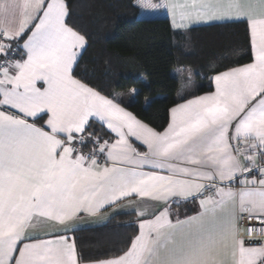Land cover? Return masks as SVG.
<instances>
[{
    "label": "snow or ice",
    "instance_id": "snow-or-ice-1",
    "mask_svg": "<svg viewBox=\"0 0 264 264\" xmlns=\"http://www.w3.org/2000/svg\"><path fill=\"white\" fill-rule=\"evenodd\" d=\"M141 6L166 12L173 30L245 23L254 53L215 75L214 91L172 107L162 132L74 77L86 37L66 23V0H0V264H84L76 221L115 215L125 200L137 233L87 264H264L256 229L241 235L245 217L264 224V0ZM41 114L45 127L29 122ZM90 120L115 139L101 143ZM89 141L97 147L85 154ZM178 200L199 210L174 218ZM45 222L60 227L33 231Z\"/></svg>",
    "mask_w": 264,
    "mask_h": 264
},
{
    "label": "trees",
    "instance_id": "trees-1",
    "mask_svg": "<svg viewBox=\"0 0 264 264\" xmlns=\"http://www.w3.org/2000/svg\"><path fill=\"white\" fill-rule=\"evenodd\" d=\"M66 2L67 23L86 37L73 75L110 98L134 88V100L125 106L157 130L167 126L170 109L178 102L174 66H191L200 83L196 93H203L212 90V75L253 60L245 23L173 30L166 12L142 7L137 0ZM150 3L160 4L162 0ZM188 37L192 47L186 51L183 45L189 42ZM88 131L100 142L112 138L97 121L90 122ZM96 147L91 141L83 145L88 151ZM133 218V214H119L104 225L76 232L84 262L116 255L125 248L137 232Z\"/></svg>",
    "mask_w": 264,
    "mask_h": 264
},
{
    "label": "crops",
    "instance_id": "crops-1",
    "mask_svg": "<svg viewBox=\"0 0 264 264\" xmlns=\"http://www.w3.org/2000/svg\"><path fill=\"white\" fill-rule=\"evenodd\" d=\"M66 23H67V18H66ZM170 23H171V19H170ZM202 25H210V24L193 25L189 29H191L192 27H197V26H202ZM189 29H186V30H189ZM176 30L186 31L184 29H176ZM83 50L84 49L81 50V53L83 52ZM79 57L80 56H78V58ZM253 60H254V53H253ZM253 60L251 62H253ZM77 61H78V59H77ZM251 62H249V63H251ZM243 65H239V66H243ZM239 66H236V67H239ZM227 70H229V69H227ZM227 70H224V71H227ZM219 73H216V74L212 75V77H211V81H212V85H213V88H212L211 91L203 92V93H196V90L198 89V86L200 84V83L197 82L198 86L195 89L188 91L186 94L177 95L178 102L175 105H173L172 107H175L179 103H184V102H186V100L192 99V98H194L197 95H204V94H207L209 92L214 91L215 90V86H214V79L213 78H214L215 75H217ZM121 93H123V95L116 96V98H114V99H116L117 102L120 103L122 107H125L127 110H129L125 106V103H128V102L134 100L133 93H131L130 91H128V92H121ZM129 111H131V110H129ZM38 118H40L39 121H37ZM47 118H48L47 115L41 114L37 118L31 119L29 122L35 123L38 127H45V122H46ZM138 119H140V118H138ZM91 121H96V120H90V122ZM141 121H143V120H141ZM97 122H99V121H97ZM143 122L146 123L145 121H143ZM170 122H171V111L169 113V122H168V124ZM99 123L102 124L107 129L106 125H104L102 122H99ZM146 124H148V123H146ZM168 124H167V126H168ZM149 126L152 127L151 125H149ZM167 126L165 128H167ZM152 128H154V127H152ZM45 130H47V129L45 128ZM163 130H157V131H161L162 132ZM108 131L112 135V138L108 140L109 142H111L112 140L115 139V135L110 130H108ZM131 142L137 148V150H139V151H146V146L144 147L140 142L136 141L135 139H132ZM101 143H103V141ZM82 151L85 154H87L88 152H90L92 150H89L88 151V150H85L84 148H82ZM98 159L99 160H103V156H99ZM146 206L148 207V209L150 211H155V210H158V209H160L162 207V205L160 203L153 202V201H147L146 202ZM119 207L122 210L119 213L115 214V215H111L112 214V211H113L111 208H109L106 211L98 214L96 217H89V216H85V215L82 214L81 217L76 221V223L83 225V227L81 229H83V228H89V227H97V226H101V225L106 224L109 220H111L113 217H115V216H117L119 214H133L134 218H133V220H131V223L133 225H136V222H137L138 218H137L135 212L130 211V206L128 205V201H126V200L125 201H122L121 204L119 205ZM198 210H199V205H198V202L195 201V200H178V202H176V201L171 202V211H172V214H173V217L174 218L178 215L181 219H183L185 216L196 214V212ZM104 216H110V219L107 220V221H104V220H102V217H104ZM59 227H60L59 225H55L52 222H45V223L40 224L36 228H34L33 231L43 233L45 231H55ZM262 243H264V242H262ZM84 264H87V262H84Z\"/></svg>",
    "mask_w": 264,
    "mask_h": 264
},
{
    "label": "clouds",
    "instance_id": "clouds-1",
    "mask_svg": "<svg viewBox=\"0 0 264 264\" xmlns=\"http://www.w3.org/2000/svg\"><path fill=\"white\" fill-rule=\"evenodd\" d=\"M137 3L142 5L150 4V0H137ZM190 37H188L187 43L183 45L184 49L190 50L192 45L190 43ZM173 43L175 44L176 41L174 40ZM172 71H174L177 74V83L178 87L176 90V95H183L186 94L188 91L195 89L198 84L196 80L195 71L191 66H179V67H173ZM131 93L135 94V89L132 88L129 90ZM115 95L121 96L123 93L116 92Z\"/></svg>",
    "mask_w": 264,
    "mask_h": 264
},
{
    "label": "built area",
    "instance_id": "built-area-1",
    "mask_svg": "<svg viewBox=\"0 0 264 264\" xmlns=\"http://www.w3.org/2000/svg\"><path fill=\"white\" fill-rule=\"evenodd\" d=\"M79 147H81V150L83 148V145H80ZM251 226L254 229H256L255 231L252 232L251 234V239L254 240V242H264V224H260L257 220L252 219L251 221H249L247 219V217H245L242 222H241V227L242 229H245V231L241 232V235L245 238L246 241H248L250 239L248 232L246 231V229Z\"/></svg>",
    "mask_w": 264,
    "mask_h": 264
},
{
    "label": "water",
    "instance_id": "water-1",
    "mask_svg": "<svg viewBox=\"0 0 264 264\" xmlns=\"http://www.w3.org/2000/svg\"><path fill=\"white\" fill-rule=\"evenodd\" d=\"M256 244H259L260 242H255Z\"/></svg>",
    "mask_w": 264,
    "mask_h": 264
}]
</instances>
